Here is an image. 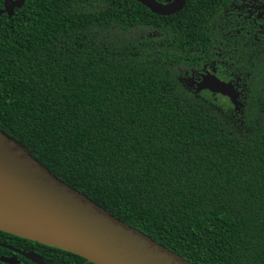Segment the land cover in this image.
Listing matches in <instances>:
<instances>
[{"label": "trees", "instance_id": "obj_1", "mask_svg": "<svg viewBox=\"0 0 264 264\" xmlns=\"http://www.w3.org/2000/svg\"><path fill=\"white\" fill-rule=\"evenodd\" d=\"M211 11L203 0L169 15L135 0H22L0 14V129L184 259L264 264V66L245 68L240 112L179 79L209 55ZM0 242V255L93 264L2 231Z\"/></svg>", "mask_w": 264, "mask_h": 264}, {"label": "water", "instance_id": "obj_2", "mask_svg": "<svg viewBox=\"0 0 264 264\" xmlns=\"http://www.w3.org/2000/svg\"><path fill=\"white\" fill-rule=\"evenodd\" d=\"M135 1L152 13L169 15L185 0ZM21 3L3 0L0 14L9 15ZM197 86L228 96L236 110L230 84L202 75ZM0 231L71 252L93 264H194L57 178L1 129ZM8 248L34 264H48L32 251ZM0 261L19 263L14 255H0Z\"/></svg>", "mask_w": 264, "mask_h": 264}, {"label": "flooded vegetation", "instance_id": "obj_3", "mask_svg": "<svg viewBox=\"0 0 264 264\" xmlns=\"http://www.w3.org/2000/svg\"><path fill=\"white\" fill-rule=\"evenodd\" d=\"M203 3L216 11L210 12L208 21L209 55L204 56L199 69L179 79L197 96L206 95L214 100L220 97L228 103V96L197 84L202 75L230 84L237 101L235 111L240 112L246 89L245 75H248L245 68L264 66V0H203ZM8 249L11 252L8 255L16 256L20 263L17 256L21 255Z\"/></svg>", "mask_w": 264, "mask_h": 264}, {"label": "rangeland", "instance_id": "obj_4", "mask_svg": "<svg viewBox=\"0 0 264 264\" xmlns=\"http://www.w3.org/2000/svg\"><path fill=\"white\" fill-rule=\"evenodd\" d=\"M215 96H218V95H215ZM215 100L218 102V104H221V105H224L225 107H226V111H229V112H231L232 111V109H233V107H232V105H230L229 107L227 106V101H225V100H222L220 97H215ZM230 104V103H229ZM233 110H235V109H233Z\"/></svg>", "mask_w": 264, "mask_h": 264}]
</instances>
